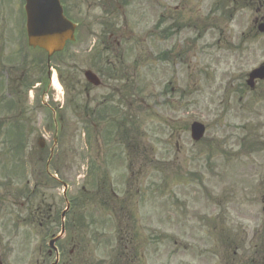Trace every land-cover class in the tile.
<instances>
[{
	"label": "rangeland",
	"instance_id": "374dc122",
	"mask_svg": "<svg viewBox=\"0 0 264 264\" xmlns=\"http://www.w3.org/2000/svg\"><path fill=\"white\" fill-rule=\"evenodd\" d=\"M120 1L65 0L89 31L106 26L130 40L122 42L116 82L122 119L113 138L104 141L99 126H46L39 113L33 125L25 122V154L17 162L26 166L17 172L8 130L16 134L22 122L0 125L1 258L6 264H44L49 254L42 240L65 206L62 185L50 181L45 169L57 137L58 178L68 186L69 201L77 199L78 216L62 242L69 255L61 264H109L113 247L123 250L118 237L124 229L134 240L130 264H264V81L253 90L246 86L247 73L264 62V35L253 36L255 5L130 0L121 14ZM19 5L5 0L0 36L7 33L3 18L19 27L13 10ZM166 26L171 33L161 38ZM35 64L40 68L35 59L27 66L30 76ZM194 120L206 125L199 142L190 135ZM102 183L103 191L97 190Z\"/></svg>",
	"mask_w": 264,
	"mask_h": 264
},
{
	"label": "flooded vegetation",
	"instance_id": "af4514ba",
	"mask_svg": "<svg viewBox=\"0 0 264 264\" xmlns=\"http://www.w3.org/2000/svg\"><path fill=\"white\" fill-rule=\"evenodd\" d=\"M257 3L256 7V17L255 22L264 21V0H253V4ZM20 24L19 27L16 28L15 24H13V40L14 42H18V52L19 57L16 58L17 62H21L23 58L26 57L25 49L23 48L26 40V33L23 29L22 16L20 13ZM78 35L79 34L78 31ZM84 36V35H82ZM114 34L111 33L107 38L104 35V38L100 40L101 49L98 56L94 57L91 61V64L87 65V69H94L95 72L101 77L109 76L108 79L111 78L112 75H116V66L114 65L112 60L113 58L116 63H118V55H117V47L115 46L116 42H119L118 38H113ZM98 39H90L87 36L76 39L74 44L77 42H96ZM23 42V45H22ZM110 52L108 55L107 52ZM81 49L78 46H71L69 48V55L67 56V86H62L64 92L63 103L59 96L61 91V86L59 87L57 84H65L64 80L61 76L60 71L57 69L55 62L47 65L45 73L40 76L39 81H36V85H29L27 87V79L28 74L25 71L16 73L12 78L10 77V73L8 76H3L0 72V108L2 110L6 109L7 111L10 108V104L20 102L19 105H22V99L27 101L28 95L36 100L37 96H39V103L36 107L33 102V106L28 109L30 113V117L27 119L26 110L22 111L21 107L19 109V115L23 117L22 120L31 123L32 125L38 121V114L40 110L43 109L46 112L47 118L52 119L53 125H84V124H93L96 125L99 122H116L117 119L113 118L118 113L117 103L113 102L109 106L107 103L112 101V98H108L106 96V90L109 91H117V87H113L111 83L107 85V83H103L102 88L94 87L90 84L85 78V71L81 64L79 63L78 58H80L79 53ZM25 55L21 60V56ZM110 66L111 70H107ZM3 66L0 65V71ZM13 72H16L13 70ZM29 73V72H28ZM100 77V78H101ZM32 82L30 80L29 84ZM105 84V85H104ZM104 85V86H103ZM14 90V93L10 92ZM96 90H100L99 93ZM34 95V97H33ZM12 96L14 100L11 101ZM21 96H23L21 98ZM115 99V97H114ZM65 101L68 103H65Z\"/></svg>",
	"mask_w": 264,
	"mask_h": 264
},
{
	"label": "water",
	"instance_id": "95a60500",
	"mask_svg": "<svg viewBox=\"0 0 264 264\" xmlns=\"http://www.w3.org/2000/svg\"><path fill=\"white\" fill-rule=\"evenodd\" d=\"M28 35L32 45H39L50 53L62 49L72 39L74 26L64 17L60 0H27ZM264 78V66L250 74L248 83ZM204 131L201 124L192 125V136L198 140Z\"/></svg>",
	"mask_w": 264,
	"mask_h": 264
}]
</instances>
